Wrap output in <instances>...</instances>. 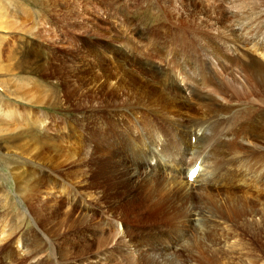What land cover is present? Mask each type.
<instances>
[{
    "label": "rangeland",
    "instance_id": "1",
    "mask_svg": "<svg viewBox=\"0 0 264 264\" xmlns=\"http://www.w3.org/2000/svg\"><path fill=\"white\" fill-rule=\"evenodd\" d=\"M230 1L0 0V25L6 22L9 27L0 28V264H167L164 256L173 264H264V159L253 157L255 151L246 156L231 148L221 150L218 159L223 161L217 165L209 158L204 164L206 169L216 165L217 178L200 181L192 185L195 191L179 197L167 182L172 176L183 180L186 164L175 168L164 160L174 156L180 128L155 118L143 105L120 104L119 116L109 112L116 108L114 103L107 110L90 108L80 81L85 76L71 74L73 62L81 61L72 49L84 47L78 40L89 35L98 42L93 31L85 35L73 27L67 12L73 5L85 10L75 23L114 28L117 35L149 50L152 59L147 45L153 42L167 44L164 50L169 53L171 38L197 37L190 31L195 27L217 35L214 28L235 25L246 39L258 41L261 47L253 54L264 61V0ZM232 7L242 10L243 19L229 14ZM27 53L32 55L23 59L21 54ZM35 54L41 57L40 70L18 69L27 59L38 58ZM137 112L151 118V128L161 140L154 164L147 169L137 161L139 149L129 135L133 127L141 138L137 142L149 145L152 152ZM217 119L222 122L219 114ZM88 144H93L92 157L83 152L71 158L74 147L83 150ZM41 150L56 157L32 160ZM233 166L231 176L243 168L229 184Z\"/></svg>",
    "mask_w": 264,
    "mask_h": 264
},
{
    "label": "bare ground",
    "instance_id": "2",
    "mask_svg": "<svg viewBox=\"0 0 264 264\" xmlns=\"http://www.w3.org/2000/svg\"><path fill=\"white\" fill-rule=\"evenodd\" d=\"M212 1L217 2V0ZM234 1L235 0L230 1L229 4L232 5ZM67 10L68 9H66V11ZM67 12L71 14L70 19H73L74 21L73 27L78 28L79 30L83 29L85 35H87L86 33L93 31L94 36L92 37L98 39V42H96L95 39L92 40L93 38H91V36H86L90 38H86L84 36V39L82 38L78 40L82 44V47H84L80 49H76L75 47H73L72 49V51H76V58L78 57L77 59H80L81 61L73 62L76 65V68L74 67L75 69L72 70L71 74H73V76L79 77L85 76V79L80 81L81 85L84 86V96L88 101L87 103L89 107H93L94 109V106L98 105L99 108L101 107L100 110H107L111 109V105L112 103H114L116 105V108H112V110H109V112H112L119 116L122 105L128 106L130 108L134 106L136 107L137 105H143V110L148 107V111H152L156 116L155 118L159 120H165V123L169 121V125L171 123V126L177 129V131L178 128H180L179 130L181 142L178 146H174V156L170 158L169 162L164 160L165 165H170L175 168L181 165L184 166L186 164V167L183 168V180L180 177L177 179L173 176L171 178H168L169 181L167 182V185L170 188L168 186L167 188L171 189V191L173 190L175 192V195L179 197L181 195L182 197L184 194L186 195L188 194V192H191V190L195 191L193 190L194 187H192V185H196L200 181H205L207 183L213 182L212 180L217 178L215 177L216 171H218L217 167L216 165H214L211 169H206V165L204 164L205 162L209 161V158L212 160L213 164H217L218 162L223 161L218 159V154L221 150L224 151L227 148H231L232 151H234V149L236 151H241L243 154H246V156L249 153L251 154V152L255 151V155L253 157L261 160L264 159V61L261 57L255 56V53L253 54V52H255L253 49H260L261 47L258 41H255L253 37L246 39V36L244 37L242 34H240L239 28H235V25L233 27L230 26V23L228 24L229 26L224 25L223 27H221L220 31L214 28V31L218 32L217 35L208 31L209 33H211L209 34L207 33V31L201 28L199 30L195 27V32L192 30L190 31L197 37H191V39L189 40L187 39V37L180 38L178 34H175L179 38H174V40L173 38H171L172 41H169L170 44L168 45L172 50L170 49L171 51L169 50V53L164 50V48L166 47L165 45L167 44H162V42H158L157 40V43L153 42L150 45H147L151 48V50H153V55L155 57L154 59H152V57H150L151 54H148L151 53L149 52V50L147 53L146 51H144V48H140L139 46L132 44L129 40H126L125 37L123 38L122 36L117 35L119 31L116 29L114 30V28L112 29L110 27L99 26L100 24H98V22H96L95 25L92 22L91 28L83 22L78 21L77 23H75V20L81 19V16L85 14L84 9L82 10V8H74L73 5V7L70 8ZM241 12L242 10H236L234 7H232L229 14L234 15L239 20L240 18L243 19V13L240 14ZM2 15L0 17L3 18L4 15ZM176 19L179 20L178 18ZM177 20L174 22H178ZM5 23H3V25H0V28L9 30V27L4 26ZM172 25L177 26L178 24L174 23ZM179 26L178 29L180 28ZM34 29H36V27ZM36 32L39 33L38 30ZM37 36L40 35L37 34ZM249 44H251L250 46L254 47L250 48L248 46ZM187 50H189L190 52ZM12 53L13 51H9V56H13L14 54L12 55ZM257 53L259 52L257 51ZM21 55L24 56L23 59H25V57H30L32 54L27 53ZM68 56L71 57V54H68ZM35 57L38 58H36L35 60L32 59L31 61L27 59L28 61H26L25 64H22L21 67H18V69L33 70V68H35L37 71L40 70L42 64L39 63V58L41 57L37 54H35ZM18 59H20V57H18ZM11 60L14 61L15 59ZM131 62L138 64V66L140 67L137 68L135 67L136 65L133 66ZM172 63H174V66ZM177 65V68H179L180 71L176 69ZM162 70H166V74ZM155 74L160 78L155 76ZM216 82L219 83V85L216 84ZM76 88L73 87L72 89L73 95L78 94L75 90ZM184 88L188 93L184 92ZM92 90H94V92ZM91 99L96 101L94 105H92ZM119 100L121 102H119ZM232 104H235V107H232ZM137 113L140 114L139 112ZM217 114H219V119H221L222 122L217 119ZM147 116H145V114H140V124L143 126L144 131L140 127L139 123H137V121L134 123H137L139 125L142 132L141 134H143L144 132L146 133L145 135L149 138V144L152 145V148H150L152 149V152L147 148V146L149 145H145L144 143L142 144L140 143V141L137 142L138 138L140 137L137 135L133 127L132 133L130 132L129 134L131 135L130 139L132 144L136 143L137 149H139V154L137 156H139L140 159L138 158V160H136L139 161V164H142L144 168L146 167V169L154 164L152 162H154V160L156 159L155 156L157 154V151H160L159 147L161 146V140L159 139L160 137L158 138L157 133H154L153 129L151 128V126H153V121L150 117ZM144 119L147 122H145ZM49 141L52 140L49 139ZM53 142L56 143L55 141ZM26 145H24V147ZM83 150L82 148H80V146L74 147L72 149L73 152H71V158H78L79 154L82 155L83 152L87 153L88 155L90 154V157H92L94 152L93 144L86 145V149ZM20 151L22 152V150ZM18 152L19 151H17V153ZM32 152H34V150H31L30 153ZM41 152L42 150L34 155V157L37 159H32V156L31 159L35 160L36 162H40L43 159L47 160V158L49 159L50 157L52 158L54 156L50 155L48 150H44L42 153ZM242 156L243 155H241L240 157ZM54 157H56V154ZM75 161H79V159H76ZM229 161H231V159H229ZM241 161H244V159L241 158ZM65 162H68V158H65ZM158 163H160L159 160ZM195 163H197L198 169L194 176L191 179H188L186 177V173L188 169ZM128 167L129 166L125 168L128 169ZM241 168L243 167L239 166L235 174L231 176V172L233 170H236V167L233 166L232 169L228 172V174L230 175L228 180L232 178V180L230 181L233 182V180L239 176L240 173L238 172V170ZM134 173L137 174V172ZM143 174H145V170L143 171ZM157 175L154 174V176L162 179ZM153 178L155 179V177ZM146 180L148 179H145V181ZM161 181L162 180H160V184ZM157 182L159 183L158 180ZM152 183L153 182H150V184ZM158 183L157 185H159ZM228 183L234 184L235 182ZM161 185L162 187H165V185ZM200 185H198L197 188ZM144 187L146 188V186ZM148 187L151 186H149L148 184L147 188ZM159 187L157 186V188ZM148 195H150L149 192ZM164 195H161L162 198L164 197ZM231 196L232 195H230V197ZM235 198L237 199V197ZM226 201L227 200L225 199V202ZM227 202H230V200ZM230 207L232 209L231 205ZM233 210L234 209H232V211ZM3 232L4 229L0 230V233ZM162 259L166 260L167 264H173L171 263L172 259H166L165 256ZM222 264L230 263H225L222 261Z\"/></svg>",
    "mask_w": 264,
    "mask_h": 264
}]
</instances>
